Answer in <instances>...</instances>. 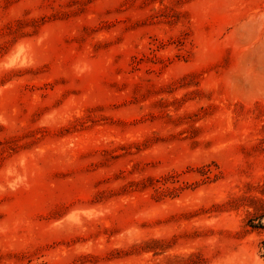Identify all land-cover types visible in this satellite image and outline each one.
I'll return each instance as SVG.
<instances>
[{"label": "rangeland", "instance_id": "1", "mask_svg": "<svg viewBox=\"0 0 264 264\" xmlns=\"http://www.w3.org/2000/svg\"><path fill=\"white\" fill-rule=\"evenodd\" d=\"M263 238L264 0H0V264H264Z\"/></svg>", "mask_w": 264, "mask_h": 264}, {"label": "trees", "instance_id": "2", "mask_svg": "<svg viewBox=\"0 0 264 264\" xmlns=\"http://www.w3.org/2000/svg\"><path fill=\"white\" fill-rule=\"evenodd\" d=\"M252 226H255V225H252ZM261 248H262V256L264 258V238L261 241Z\"/></svg>", "mask_w": 264, "mask_h": 264}]
</instances>
